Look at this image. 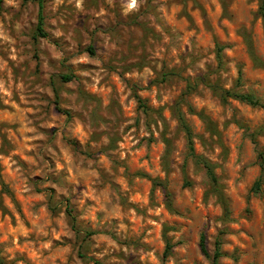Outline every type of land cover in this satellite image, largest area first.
Wrapping results in <instances>:
<instances>
[{"label": "rangeland", "instance_id": "obj_1", "mask_svg": "<svg viewBox=\"0 0 264 264\" xmlns=\"http://www.w3.org/2000/svg\"><path fill=\"white\" fill-rule=\"evenodd\" d=\"M43 4L0 3V260L264 264L260 0Z\"/></svg>", "mask_w": 264, "mask_h": 264}, {"label": "trees", "instance_id": "obj_2", "mask_svg": "<svg viewBox=\"0 0 264 264\" xmlns=\"http://www.w3.org/2000/svg\"><path fill=\"white\" fill-rule=\"evenodd\" d=\"M24 1H37L39 3L40 9H39V14H38V22H37V26H36L35 37L36 38H38V37H47L48 33L45 30V16H44V9H43L44 0H24ZM1 2H2V0H0V3ZM258 13L261 16V18L263 20V23H264V0H260ZM217 46H218V55L220 56V52L223 49V46L220 45V44H218ZM62 77L65 80H71V79H73L74 76L66 74V75H63ZM241 81H242V75L240 74L239 78H238V83L240 84ZM221 95H222V98L224 100H226L228 97H233V98H237V99H239L241 101L247 102V103H249V104H251L253 106L264 107V103L261 102V100L257 96H255L253 93L240 92V91H237L235 89H224V90H222ZM138 100L140 101L141 105H143V107H146V105H144V103H143V101H142V99L140 97H138ZM179 117H180V120H181V124H182L183 128L185 129V131L187 133L190 155H192V157L195 159V161L197 163H200V164H202L205 167L210 179L215 184L218 183L217 176H216V174L214 172L213 164L210 161H208L206 158H204L203 156L198 155V154L195 153L194 145H193L192 131H191L188 123L186 122V119L184 118V115L182 113H180ZM260 182H261V179L257 180L255 185L259 186ZM4 187H5V189H7L6 186H4ZM66 209H67L68 215L70 216V218L72 220L73 228H76V222H75L76 218H75V216L73 214L72 207L70 205H67ZM200 244H201V249H202L203 253L206 256H210L209 250H208L207 245H206V237H205L204 234L201 236ZM220 244H221V241L218 239L217 242H216L217 247H216V251H215V254H214V260H213L212 264H217V258L221 255ZM170 248H171V246L168 245L167 246V250L165 252L166 254L169 252ZM0 263L4 264V262L2 260H0Z\"/></svg>", "mask_w": 264, "mask_h": 264}]
</instances>
